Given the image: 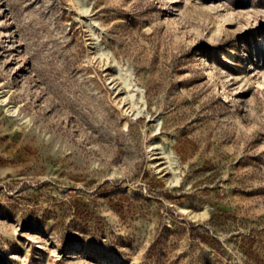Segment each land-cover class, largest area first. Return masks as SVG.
<instances>
[{
    "label": "rangeland",
    "instance_id": "1",
    "mask_svg": "<svg viewBox=\"0 0 264 264\" xmlns=\"http://www.w3.org/2000/svg\"><path fill=\"white\" fill-rule=\"evenodd\" d=\"M0 264H264V0H0Z\"/></svg>",
    "mask_w": 264,
    "mask_h": 264
}]
</instances>
